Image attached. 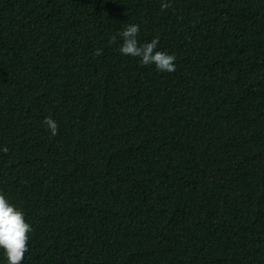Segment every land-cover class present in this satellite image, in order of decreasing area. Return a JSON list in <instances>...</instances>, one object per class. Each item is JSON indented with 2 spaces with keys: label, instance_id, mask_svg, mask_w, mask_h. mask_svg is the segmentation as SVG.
Returning <instances> with one entry per match:
<instances>
[{
  "label": "trees",
  "instance_id": "1",
  "mask_svg": "<svg viewBox=\"0 0 264 264\" xmlns=\"http://www.w3.org/2000/svg\"><path fill=\"white\" fill-rule=\"evenodd\" d=\"M164 2L0 0L22 264H264V0ZM129 24L174 72L120 53Z\"/></svg>",
  "mask_w": 264,
  "mask_h": 264
},
{
  "label": "clouds",
  "instance_id": "2",
  "mask_svg": "<svg viewBox=\"0 0 264 264\" xmlns=\"http://www.w3.org/2000/svg\"><path fill=\"white\" fill-rule=\"evenodd\" d=\"M169 7L170 4L162 0V10ZM139 31L140 28L137 24H129L125 30L119 33L122 38L120 53L139 57L142 66L155 65L160 72H174L176 70L175 55L157 50L158 38L140 44L138 41ZM109 43H116V37H111ZM101 54V49H96L94 52L95 56ZM43 124L50 129L52 136L58 134L59 125L51 116L46 117ZM0 151L6 153L8 148L4 147ZM32 230L22 210L10 203L5 195L0 194V249L6 256L7 264H22L25 253L28 252L29 233Z\"/></svg>",
  "mask_w": 264,
  "mask_h": 264
}]
</instances>
